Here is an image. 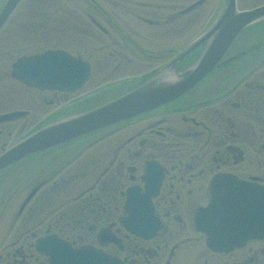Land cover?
<instances>
[{
  "label": "flooded vegetation",
  "instance_id": "flooded-vegetation-1",
  "mask_svg": "<svg viewBox=\"0 0 264 264\" xmlns=\"http://www.w3.org/2000/svg\"><path fill=\"white\" fill-rule=\"evenodd\" d=\"M208 2L28 0L27 11L45 29L56 26V36L48 30L37 44L30 39L27 46L37 48L29 51L18 50L20 35L12 34L9 53L1 56L7 68L0 75L9 79L17 56L60 50L89 62L93 89L81 94L35 91L45 106L41 114L51 106L66 104L73 110L107 102L134 88L122 87L135 75L151 76L185 52L192 37L184 33L203 23ZM213 2L220 9L225 0ZM129 19L146 25V34L128 30ZM249 43L244 37L236 40L216 70L180 98L63 146L57 158L51 151L43 154L48 160H34L39 163L34 179H42L36 178L26 199L36 193L18 211L23 225L8 228L19 231L10 249L0 252V264H49L35 245L52 235L123 264H264V239L226 237L227 244L234 239L237 246L215 252L209 236L196 226L198 210L213 200L212 183L227 181L232 190L237 180L264 186V65L257 68L264 56ZM202 48L177 69L186 68ZM232 70L239 72L227 74ZM11 105L0 97V116L18 111L25 113L20 119L30 118L31 99L21 107ZM16 121L0 123V141L6 138L0 151L9 145ZM95 172L97 179L89 182ZM132 228L142 234H133Z\"/></svg>",
  "mask_w": 264,
  "mask_h": 264
},
{
  "label": "water",
  "instance_id": "water-1",
  "mask_svg": "<svg viewBox=\"0 0 264 264\" xmlns=\"http://www.w3.org/2000/svg\"><path fill=\"white\" fill-rule=\"evenodd\" d=\"M19 1H8L0 14V28ZM262 19H264V6L250 11L239 12L236 0H230L226 10L214 27L197 45L185 54L186 56L198 45L207 42L203 54L190 68L180 74H176L173 71L175 64L173 63L164 68L154 79L119 100L43 128L16 144L0 157V171L24 157L142 114L181 96L215 68L235 38L245 28ZM58 59L56 56L47 55L22 59L17 64L20 70L16 71L15 76L27 84L38 88L53 87L66 89L67 86L62 84L61 81L64 82L66 80L70 83L72 81L65 78L61 80L58 74L61 72L57 67ZM83 78L75 80L78 84L76 86L83 83ZM250 195L251 209H255L256 212V218L251 217L250 219L255 222V236L258 237L260 234H264L260 233V230H264V215L260 213L262 206H258V198L264 194L255 191ZM241 202V196L233 194L232 200H229L228 209H232L235 205L237 211L239 209L243 210L240 208ZM216 204L214 202L213 208L216 207ZM223 214L227 224L234 228L243 226V217L248 216L239 214L238 212L232 215ZM223 214L216 217L218 220L216 224L221 222ZM259 221H262V223ZM212 244L215 247L217 246L214 243ZM57 245L59 248L52 245L51 249L43 251L51 255V264H120L112 258L90 252L91 250L74 251L70 247L68 248L67 245H62L61 242L57 243ZM219 248H222V246ZM39 250L42 251L40 247Z\"/></svg>",
  "mask_w": 264,
  "mask_h": 264
},
{
  "label": "rangeland",
  "instance_id": "rangeland-1",
  "mask_svg": "<svg viewBox=\"0 0 264 264\" xmlns=\"http://www.w3.org/2000/svg\"><path fill=\"white\" fill-rule=\"evenodd\" d=\"M4 1L5 0H0V3H4ZM26 2L27 1H25V3ZM209 2L206 3V5L204 7V11H203L204 15L202 17H204V21H203L204 24L202 23L199 26L193 27L192 29H190V33L187 32L184 35H187V36L192 37L194 39L196 35L202 34L204 31H206V29H208L210 27L211 23L217 17L218 11L215 9L214 2L213 3H209ZM238 3H239V8L243 9V8H251V7L263 4L264 0H238ZM34 17H35V15H32V13L27 11V4L23 5L21 7V9H19L18 12L13 17H11L7 26L0 33V41L5 42L7 39L10 40V38H13L12 34H20V35H22V37H24L25 35H28L31 32H36L37 34H35L32 38L29 36L26 37L29 40L33 39V41H31L30 44L35 45V44H37L36 40H39V39H37L39 37V35L42 36L43 33H46V31L49 30L48 33L50 35H52V36L55 35V33H56L55 27L56 26L50 25L52 27H50L49 29L48 28L45 29V25H42L40 20L38 21L39 18H37V20H35ZM261 26L262 25L260 24V26H258V28H260ZM127 27H128L127 28L128 30L129 29L136 30L139 33H141V35H145L146 34L145 31L148 28L146 25L139 23L135 19H129L127 21ZM133 30H131L130 33ZM252 30L253 29H251L250 31H252ZM50 31H53V32H50ZM247 31L244 32L245 35L247 34ZM181 35L183 36V34H181ZM181 35L178 36V38H181ZM24 39L25 38H23V39L20 38V41H21L20 45H24V43H23ZM21 47H26V46H19L18 49H20ZM0 49L2 50V51H0V70L5 71L7 68V65H6L7 62H6L5 58L1 59V56H3V54L6 53L7 51H5L2 48H0ZM260 51L262 53L259 56H264V37L261 39ZM238 72H239V70H232L231 72H227V74L233 76L234 74H236ZM147 74L145 73L142 76H144V75L146 76ZM218 76H220V75H218ZM139 77L140 76L137 77L135 75V77H133L132 79H137ZM6 80L1 78V75H0V94H1V96L4 92V91H2V89L6 86ZM7 82H10V80H8ZM34 96L35 95L32 94V95H28L26 97V99L32 98V101H31L32 111L30 113V118L29 119L27 118V120L26 119H19L12 126H10L11 128L12 127H14V128L11 131L12 136L9 139V142H8L9 145L11 143L16 142V140L19 137H21L23 134H25L26 132L32 130L38 123L41 122V120L46 119V117L51 118L52 115L53 116L55 115V113H56L55 108H54V110L52 108L47 109L46 113H48V114L42 115L40 110L43 108V105L41 104V101L39 99H36ZM84 105L88 106L89 104L85 103ZM64 109L67 110V108H64ZM4 139H6V138L2 137L1 141ZM1 141H0V145L3 144V142H1ZM73 146L74 145L70 146V148ZM64 153H66V152H61L59 154L62 155ZM51 156H53L54 158H57V157H55V154H53ZM35 158H36V160H38L39 157H35ZM49 158H50V156L47 157V159L46 158L45 159L48 160ZM45 159H42V160L44 161ZM37 162H39V161H37ZM37 164L38 165H35L34 162L19 164V166H17V168L11 169V170L5 172L4 174L0 175V241H2L0 243H3V245L0 247V251L2 249H4V247H6L9 243L11 244V242L14 241V238L17 237V235H18L17 232L19 231L18 229L15 230V232L10 233V234H7L6 231H7L8 227L10 226V224H11L10 222L12 221L13 217H15V215L17 214V212H18L20 206L22 205L24 199L30 193L31 187L33 185H35V183H37L38 180L42 179V177H36L38 180H36V178L34 179V177H35L34 174L36 173V168L39 166V163H37ZM71 165L72 164L68 165L67 168L70 167ZM50 170H51V168H50ZM95 179H97V172L92 174V178L89 180V182H95ZM21 221H23V218ZM18 225L22 226L23 224L21 222H18ZM9 249H10L9 246H7V250H9Z\"/></svg>",
  "mask_w": 264,
  "mask_h": 264
}]
</instances>
